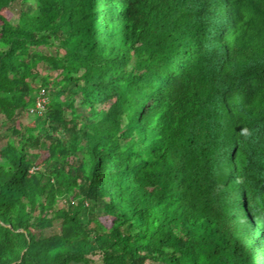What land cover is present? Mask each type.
Here are the masks:
<instances>
[{
	"label": "trees",
	"instance_id": "obj_1",
	"mask_svg": "<svg viewBox=\"0 0 264 264\" xmlns=\"http://www.w3.org/2000/svg\"><path fill=\"white\" fill-rule=\"evenodd\" d=\"M228 4L221 42L224 0H0V264H264V107L223 103L264 0Z\"/></svg>",
	"mask_w": 264,
	"mask_h": 264
},
{
	"label": "snow or ice",
	"instance_id": "obj_2",
	"mask_svg": "<svg viewBox=\"0 0 264 264\" xmlns=\"http://www.w3.org/2000/svg\"><path fill=\"white\" fill-rule=\"evenodd\" d=\"M226 7L224 8V33L218 34L217 39L221 42L225 40V37L228 36L230 31L235 30V26L231 22V12L230 5L228 0H224ZM241 20L244 19L243 16L240 17ZM232 40L235 41V37H232ZM259 47H260V64L264 66V35H261L259 38ZM192 53L191 55H196L202 48L201 41H193L191 45ZM224 51L227 53L228 48L225 46ZM189 61L191 56L187 58ZM241 61L245 60V57H240ZM225 64H232V71H236L239 67L241 71L239 72V80L229 86L223 96V103L225 105L226 111L231 115L232 107L236 105L242 106H254L255 104H260L261 107H264V67L261 69V79L256 82L248 74L247 70L252 66V61H248L247 64L239 65L237 64L231 56H227L224 61ZM186 71V67L183 64H178L175 69H173V75L168 78V80L163 81L160 84V93L161 96L172 86L175 81V78L178 77L181 73ZM221 72L227 71L226 68H221ZM259 93V95H257ZM151 108V104L148 106ZM264 115V113H261ZM244 134L247 136L249 133L245 130ZM261 224H264V218H261Z\"/></svg>",
	"mask_w": 264,
	"mask_h": 264
},
{
	"label": "rangeland",
	"instance_id": "obj_3",
	"mask_svg": "<svg viewBox=\"0 0 264 264\" xmlns=\"http://www.w3.org/2000/svg\"><path fill=\"white\" fill-rule=\"evenodd\" d=\"M19 9H22V10H24V9H30V10H32L28 4H24V3H22L21 1L16 2L15 8H13L14 15H13L12 21H14V22H15V21L17 20V18H18V13H19V12H18L17 10H19ZM32 11H34V10H32ZM53 49H54V48H53ZM53 49H52V50H53ZM40 51H43L44 53H48V51H47V49H46L45 47H41V48H40ZM46 99H47V97H46ZM25 116H27V115H25ZM28 116H31L30 113L28 114ZM2 118H3V117H0V121H1ZM21 122H22V123H23V122L27 123V122H29V120H28V118L23 117V118L21 119ZM3 129H4V128H3ZM2 131H4V130H2ZM3 144H4V141L2 140L1 135H0V145H3ZM109 223H110V222H109Z\"/></svg>",
	"mask_w": 264,
	"mask_h": 264
},
{
	"label": "built area",
	"instance_id": "obj_4",
	"mask_svg": "<svg viewBox=\"0 0 264 264\" xmlns=\"http://www.w3.org/2000/svg\"><path fill=\"white\" fill-rule=\"evenodd\" d=\"M42 94H43V93H42ZM42 100H45V99L43 98ZM37 107H39V108H42V101H39V103H38ZM30 112H32V109H31V111H30Z\"/></svg>",
	"mask_w": 264,
	"mask_h": 264
},
{
	"label": "clouds",
	"instance_id": "obj_5",
	"mask_svg": "<svg viewBox=\"0 0 264 264\" xmlns=\"http://www.w3.org/2000/svg\"><path fill=\"white\" fill-rule=\"evenodd\" d=\"M46 100V99H45ZM31 111V110H30Z\"/></svg>",
	"mask_w": 264,
	"mask_h": 264
}]
</instances>
